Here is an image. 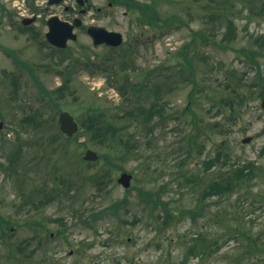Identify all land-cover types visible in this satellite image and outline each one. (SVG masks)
<instances>
[{
	"label": "rangeland",
	"instance_id": "1",
	"mask_svg": "<svg viewBox=\"0 0 264 264\" xmlns=\"http://www.w3.org/2000/svg\"><path fill=\"white\" fill-rule=\"evenodd\" d=\"M64 1L65 5H75V0ZM137 1L140 3L156 1L157 10L163 17L174 12L187 17L185 11H189V7L192 8L194 4L193 0ZM48 2L49 0H0V47L7 52L6 55L0 51V162L3 163L5 159L2 152L11 148L12 143L17 139L20 119L24 113L39 109L50 123L48 129L42 131L25 126L26 132L21 134L25 139L37 140L39 137L42 139L44 135H50L58 130L57 110L49 106L48 99L41 95V88L32 79V74L25 71L23 64L34 67L32 73L36 74L37 81L46 91H54L64 82V78L56 74L57 70L65 71L74 62L70 55L74 54L77 59L92 57L91 59L96 60L99 59L97 55L105 57L104 55L110 52L104 47L95 48L87 33L80 31L77 41L69 43L68 50L55 53L49 47L45 49L40 45L41 42L45 43L47 31V27L43 23L41 25V21L34 24L33 30L19 29L24 17L38 15L42 19L51 15H64V5L49 6ZM108 2L109 0H90L92 5L90 12H96L97 8H108V12L113 13L112 18L103 19L101 24L109 30L123 34V49H130L134 53L135 68L128 69L134 80L143 71L158 70L161 65L172 64V55L191 39L193 30L202 27L200 20L196 18L190 26L183 25L182 28L162 37L158 27L137 24L136 20L142 15L139 11L130 12L125 6L116 4L109 8ZM249 14L250 11L245 10L237 15L238 38L234 44L235 48L247 45L252 34H264V13ZM88 19L91 17H87ZM32 31L38 34V40L33 39ZM157 33L160 37L155 36ZM149 36L158 38L148 43L146 40ZM201 53L208 59V63L215 62L222 68L221 71L215 72L211 79H207L206 82L211 88H218L219 91L224 89L219 86L220 80H223L225 71L230 66L238 69L241 74L246 71L247 81H251L256 76V72L246 68L245 63L237 58L232 49L223 50L215 46H204ZM109 54L115 56L118 52L111 51ZM62 61L63 64L56 66L57 62ZM118 63V61L114 63L117 72L121 71ZM260 65L264 77V57L260 58ZM50 68L51 72H49ZM112 71L114 72V69L109 72L96 73V71L91 72L95 73L91 75L86 69L78 67L69 89L72 93L63 97L61 110L70 112L75 118L78 117L77 121L81 126V121L89 110L88 107L92 105L114 110L124 107V99L114 81L116 78L110 80ZM120 76L121 74L118 77ZM189 90L190 86L181 87L169 97V113L171 110H184L187 106ZM262 99L255 98L251 101L246 113L238 119L232 132L225 135L215 134L211 139L205 140L203 154L197 157L196 161L184 163L181 162L183 160L180 156H177L179 147L176 141L179 137L178 131L175 130L178 127L176 121H172L165 129L158 127L150 144L147 143L149 140L147 136L142 135L141 159H130L127 162H121L119 158L113 160L115 167H108L111 170L110 183L106 190L99 193L94 184H83L79 195L74 199L76 202L74 208L68 201H55L40 211L33 210L31 214L22 212L19 206L24 199L20 196L19 185L1 168L0 215L11 219L13 230L12 234L5 233L7 231L0 220V264H117L119 262L180 264L193 235L201 232L210 240H217L222 246L221 250L211 256L189 259L187 264H264L263 252L245 254L247 241L242 242L243 239L230 241L225 234L228 226L240 225L249 234L260 237L259 245L264 249V199L260 197L264 193L262 176L257 177L250 194L242 196L240 202L236 201V196L205 200L207 206L205 214L195 220L190 215L177 213L175 220L170 221L169 226H165L163 224L165 213L162 204L158 202H167L168 208L176 211L198 208L201 203L197 201V196L191 188L187 189L188 187L180 186L170 179L172 176L178 177L177 173L181 171L193 172L204 179L214 177V170L207 175L202 162L208 156L214 155L221 143L225 151L229 150L232 161L238 160L242 163L248 160L258 161V164L264 168ZM201 102L196 112L206 122L211 121L213 117L208 110L209 102L205 98L201 99ZM154 122L157 124V121ZM246 137L252 139L244 144L242 140ZM79 143L85 145L77 146V151L74 146L71 147L70 155L61 165L59 164L65 176L71 174L76 178L77 168L94 172L103 167L102 161L89 164L83 160V156L87 149L94 150L99 155L108 153L109 150L89 142L84 135L79 136ZM35 148L38 149V154H41V151L45 152L43 146ZM48 152H50L49 147L46 153ZM27 153L26 159H29L31 151L28 150ZM45 160L51 166L55 155L52 158L46 156ZM121 167L133 175L129 190L118 183L123 172L120 170ZM82 176L79 175V178ZM180 181H184V177ZM165 183H169L165 190L158 192L159 187ZM30 189V186L27 187V192ZM139 190L153 193V200L147 202L139 195ZM123 200L128 204L125 209L120 210L119 217L127 222H120L119 217L108 210L111 205ZM219 211L221 214L217 216ZM100 212L102 213L99 217L95 216ZM158 215H162L163 219ZM35 222H40L44 227L39 231L41 236L38 240L35 239ZM24 241L31 243L28 245V250L34 252L29 257L31 260H25L23 254L11 250L7 244L10 242L15 246ZM19 257H23L24 260Z\"/></svg>",
	"mask_w": 264,
	"mask_h": 264
},
{
	"label": "trees",
	"instance_id": "2",
	"mask_svg": "<svg viewBox=\"0 0 264 264\" xmlns=\"http://www.w3.org/2000/svg\"><path fill=\"white\" fill-rule=\"evenodd\" d=\"M115 2L131 12H142L144 21L151 26H157L162 37L182 28L183 25L190 26L196 18L200 20L202 27L193 30L191 39L172 55V64L161 65L157 82L150 80L153 71L139 73L138 78L134 80L128 72L134 64L127 58L117 64L121 71L117 72L112 66L114 72H111L113 75L110 80L116 78L114 81L117 83L116 87L124 99L125 106L117 110L101 108L97 105L88 107L89 110L81 121V131L73 138L65 137L56 130L50 135H44L42 139L40 137L37 140L25 139L21 135L26 132L25 126L42 131L47 130L50 123L39 109L24 113L20 119L19 131L16 130L17 139L12 143L11 148L2 152L5 163L0 162V168L19 185L20 196L24 199L19 209L26 214H31L33 210L40 211L55 201H68L74 208L76 203L74 199L79 195L83 184H94L96 190L102 193L110 183L111 170L108 167H115L113 160L116 158L121 162L130 159L140 160L143 142L141 136L146 135L149 139L147 143L150 144L158 127L165 129L172 121L178 122V127L175 129L179 137L176 141L179 147L177 156H180L183 160L181 162L184 163L196 161L197 157L203 154L205 140L211 139L215 134L225 135L232 132L238 119L246 113L251 101L255 98H264V77L260 65V58L264 57V34H252L244 47L234 46L238 38L237 15L245 10L250 11L249 15H254L253 12L262 15L264 0H193L192 8L189 7V11H185L187 17L175 12L165 17L161 16L156 1L140 3L137 0H115ZM204 46H215L223 50L232 49L237 58L245 63L246 68L256 72V76L251 81H247L246 71L241 74L238 69L230 66L225 71L223 80H220L219 86L224 89L219 91L218 88H211L206 82L207 79H211L214 73L221 71L222 68L215 62L208 63V59L201 53ZM124 54L127 56L130 51L125 50ZM71 75L72 72L69 70L64 76L62 86L56 90L43 89L49 106L57 110V116L61 111L60 104L63 97L70 89ZM184 86H190L187 106L183 111L171 110L169 113V97ZM203 98L209 102L208 110L213 117L211 121L206 122L196 112ZM154 121H157V124ZM36 133L39 134L38 131ZM80 135L86 136L89 142L101 145L109 151L100 155V161L103 162L102 169L87 172L86 169L77 168L76 178L71 174L65 176L60 165L70 155L71 147L74 146L77 151V146L85 145L79 143ZM36 146H43L45 152L41 151V154H38ZM48 147L50 152L46 153ZM28 150L31 151V157L26 159ZM54 155V163L49 166L50 164L45 160L46 156L52 158ZM202 164L207 175L214 170V177L207 176L208 178L204 179L189 171H181L177 173L178 177H171L172 182L188 187L187 189L191 188L201 204L196 209L176 211L168 208L167 202L158 201L162 204L165 213L163 223L165 226H169L170 221L175 220L177 213L190 215L194 220L204 216L207 208L205 200L236 196V201L240 202L242 196L250 194L257 177L264 178V168L258 164V161L248 160L244 163L238 160L232 161L229 150L225 151L222 143L218 145L216 153L204 159ZM120 170L124 171L122 167ZM78 174L83 176L79 178ZM183 177L184 181H180ZM168 184L161 185L158 192H163ZM29 186L31 189L27 192ZM139 195L150 202L154 194L139 190ZM260 197L264 199V193ZM127 204L126 200L116 202L108 210L119 217L120 210L125 209ZM101 213L95 216L99 217ZM220 214V211L217 212V216ZM158 216L163 219L162 215ZM119 219L120 222H127L120 217ZM0 220L7 231L5 233L12 234L11 219L0 215ZM34 226L35 236H41L39 231L44 228L43 224L35 222ZM225 234L230 241L240 239H243L242 242L247 241L245 254L264 253V249L259 245L260 237H254L240 225L228 226ZM30 244L18 243L12 250L24 251L26 245ZM221 247L217 240H210L205 233H195L180 264H187L189 259L211 256L221 250Z\"/></svg>",
	"mask_w": 264,
	"mask_h": 264
},
{
	"label": "flooded vegetation",
	"instance_id": "3",
	"mask_svg": "<svg viewBox=\"0 0 264 264\" xmlns=\"http://www.w3.org/2000/svg\"><path fill=\"white\" fill-rule=\"evenodd\" d=\"M61 3L62 4H60L58 6L64 5L63 6L64 7V12H63L64 15L63 16L57 15V16L60 17V19L62 21L74 25L75 26L74 32L77 34V36H78V33L80 31H85L87 33V35L90 37V39H91V41L93 43V46L95 48L104 47L105 49L110 51L109 53H111V51H113V52L116 51V48H113V47H111V46H109L107 44H99V45L95 44L96 40H100L101 39V35H100V30L101 29H105L107 31H112V32L115 31V30H109L108 28L103 26V24H101L103 19L112 18V16H113L112 12H108V8H105V9L97 8L96 12H90V9L92 8L90 0H75V5L74 6L65 5V1L64 0ZM114 3H116L115 0H109V2H108L109 8L113 7ZM76 10H77V12H76ZM125 13L127 14V12H125ZM140 14H142V13H140ZM89 16L91 17V19L87 20V17H89ZM51 17L52 16H50L48 18L47 17L46 18H42V19L40 17H33L34 20L32 22H33V24H37V22L41 21V25L43 23L46 27H48V20ZM136 22H137V24H140L139 20H136ZM22 28L23 27H21L20 30ZM22 30L29 31L31 29H22ZM90 30H91V33H90ZM37 39H38V36L36 37V40ZM76 41H71V42H76ZM71 42H69V43H71ZM109 53H106L104 55L105 57H101L102 55H97L96 57H99V59L98 58L96 60L92 59L93 67L95 69H98L99 60H101V59L104 60L109 55H112V54H109ZM85 61H88V60H85ZM77 63L80 66H83L82 60H78Z\"/></svg>",
	"mask_w": 264,
	"mask_h": 264
},
{
	"label": "water",
	"instance_id": "4",
	"mask_svg": "<svg viewBox=\"0 0 264 264\" xmlns=\"http://www.w3.org/2000/svg\"><path fill=\"white\" fill-rule=\"evenodd\" d=\"M61 0H50V4H57ZM28 22V21H25ZM49 32L47 33L48 41L58 47L65 48L67 45L68 39H76V36L72 33L73 26H70L68 23H64L59 20L58 17H53L49 22ZM103 33L100 41H96V44L101 42H106L113 46H120L122 44V35L117 33H109L106 30L101 29ZM262 108L264 109V100L261 103ZM60 129L68 137L74 136L79 131V126L75 121L74 117L68 112H62L59 116ZM251 138H246L243 140L244 143H247ZM84 159L87 161H97L99 155L92 150H88L84 156ZM132 175L123 173L119 179V183L122 184L125 188H129L131 185Z\"/></svg>",
	"mask_w": 264,
	"mask_h": 264
}]
</instances>
